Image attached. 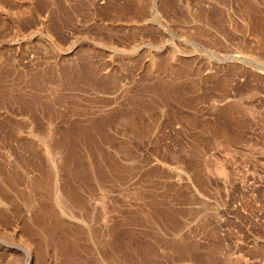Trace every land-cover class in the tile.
Returning <instances> with one entry per match:
<instances>
[{"label": "rangeland", "instance_id": "1", "mask_svg": "<svg viewBox=\"0 0 264 264\" xmlns=\"http://www.w3.org/2000/svg\"><path fill=\"white\" fill-rule=\"evenodd\" d=\"M160 2L0 0V264H264V0Z\"/></svg>", "mask_w": 264, "mask_h": 264}, {"label": "bare ground", "instance_id": "2", "mask_svg": "<svg viewBox=\"0 0 264 264\" xmlns=\"http://www.w3.org/2000/svg\"><path fill=\"white\" fill-rule=\"evenodd\" d=\"M242 2V1H241ZM244 2V1H243ZM161 2H160V0H153V11L158 15V13L160 12V6H161V4H160ZM11 4V3H10ZM244 5H245V3H243ZM1 5V4H0ZM9 5V4H8ZM7 5V6H8ZM3 6V5H2ZM257 6V5H256ZM1 7V6H0ZM5 7V6H4ZM9 7H12V6H9ZM8 7V8H9ZM247 7V6H246ZM249 7V6H248ZM248 7L246 8V9H248ZM262 9V8H261ZM6 10H7V7H6ZM8 10H10V8L8 9ZM245 10V9H244ZM249 10V9H248ZM5 13V12H4ZM9 13V12H8ZM250 13V12H249ZM264 15V14H263ZM252 16V15H251ZM199 17V16H198ZM264 18V17H263ZM248 19H250V18H248ZM250 21V20H249ZM248 21V22H249ZM259 23V22H258ZM211 25V24H210ZM255 25V24H254ZM196 27V26H195ZM198 27V26H197ZM262 27V26H261ZM202 28V27H201ZM201 28H199V29H201ZM197 29V28H196ZM257 29V28H256ZM262 29H263V27H262ZM203 30V29H202ZM260 30V29H259ZM262 32V31H261ZM254 43V42H253ZM255 44V43H254ZM257 44V43H256ZM261 44V43H260ZM262 45V44H261ZM259 49V48H258ZM253 57V56H252ZM233 59H235V60H237V59H243V57H239V56H236L235 55V57H232ZM257 61V60H256ZM259 61V60H258ZM261 61V60H260ZM259 61V62H260ZM154 62V61H153ZM253 64H256V63H254L253 62ZM260 64H262V63H260ZM154 65V64H153ZM257 66L258 67H264V66H260V65H258L257 64ZM52 161L50 160V163H51ZM55 165V164H54ZM53 170H54V168H53ZM222 172V171H221ZM54 173H56V172H54ZM49 176V175H48ZM50 177V176H49ZM54 178V177H53ZM47 179H49V178H47ZM47 179H46V181H47ZM58 186V185H57ZM48 187V186H47ZM65 190V189H64ZM28 222V221H27ZM33 228V227H32ZM28 251H29V249H28ZM115 256V255H114ZM26 264H31V262H27Z\"/></svg>", "mask_w": 264, "mask_h": 264}]
</instances>
